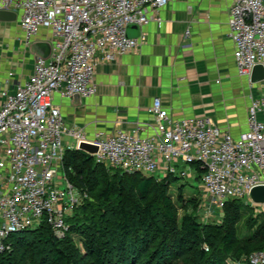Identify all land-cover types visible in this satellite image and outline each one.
<instances>
[{
	"label": "built area",
	"instance_id": "built-area-1",
	"mask_svg": "<svg viewBox=\"0 0 264 264\" xmlns=\"http://www.w3.org/2000/svg\"><path fill=\"white\" fill-rule=\"evenodd\" d=\"M167 3L0 0V9L19 14L26 43L40 27L51 31L48 57L35 56L25 80L13 91L0 90V251L9 248L10 233L41 220L56 237L67 233L66 217L79 204L81 192L69 182L62 159L67 149L82 150L81 143L95 146L92 152L82 151L97 163L161 177L197 174L213 203L241 198L264 209V203L249 197L252 187L264 186V85L250 97L246 128L236 135L206 116L173 118L156 96L147 110L155 120L152 134H143V126L137 124L88 138L67 125L52 103L56 91L64 97L92 94L97 54L100 60L111 61L135 49L142 37L127 36V26L160 23L158 11ZM227 27L236 71L249 78L254 65L264 68V0H231ZM64 136L71 141L64 143ZM248 263L264 264V249L251 252Z\"/></svg>",
	"mask_w": 264,
	"mask_h": 264
},
{
	"label": "crops",
	"instance_id": "crops-1",
	"mask_svg": "<svg viewBox=\"0 0 264 264\" xmlns=\"http://www.w3.org/2000/svg\"><path fill=\"white\" fill-rule=\"evenodd\" d=\"M230 3L168 0L158 11L160 23L151 20L138 28L142 39L135 49L111 61L97 54L92 94L64 97L56 91L52 103L67 125L88 138L137 124L143 134H152L155 120L147 110L156 96L173 118L206 116L238 134L246 128L250 97L260 93L264 81L250 82L236 71L227 35ZM50 40V29L40 27L26 43L18 13L14 20H0V90L13 91L25 80L36 56L32 44Z\"/></svg>",
	"mask_w": 264,
	"mask_h": 264
},
{
	"label": "trees",
	"instance_id": "trees-1",
	"mask_svg": "<svg viewBox=\"0 0 264 264\" xmlns=\"http://www.w3.org/2000/svg\"><path fill=\"white\" fill-rule=\"evenodd\" d=\"M91 163L96 166L99 164L90 154L80 149L65 150L62 159L67 178L69 174H75L80 179L84 177L96 180L100 172L96 171V166H91ZM194 166L197 168V163ZM129 173L142 174L137 171ZM168 177L172 181L181 180L176 175L163 176L159 179L147 175L140 176L133 186L124 182L122 178L115 186L110 180L106 181L100 195L106 202H110L111 196H114L113 207L92 213L93 208L86 202L84 206L88 208L89 213L81 221H74L76 228L83 231L80 239L82 250L74 245L72 251L71 247H68L69 243L67 244V233L61 238L56 237L50 226L41 220L34 227L8 235L9 248L0 251V264H137L140 257L142 261H147V264L151 262L176 264L178 259L185 256L188 249L198 244L202 246L198 249L195 262L191 264H226L216 252L213 235H210L207 227H202L198 223L193 210L184 213L176 222L170 198L165 193ZM153 184L160 190L163 216L170 220L171 229H164L157 223L158 203L152 198L147 199ZM241 201V198L226 200L236 211ZM108 210L113 214L110 225H107ZM71 217V214L68 215L66 221L69 222ZM236 220L237 214L234 213L222 223L219 241L224 254H229L233 250ZM253 238L261 242L264 236L261 239L259 232H256ZM153 239H158V243L151 251L149 246ZM39 243L44 244V247H40ZM259 249H264V243L259 245L257 250Z\"/></svg>",
	"mask_w": 264,
	"mask_h": 264
},
{
	"label": "rangeland",
	"instance_id": "rangeland-1",
	"mask_svg": "<svg viewBox=\"0 0 264 264\" xmlns=\"http://www.w3.org/2000/svg\"><path fill=\"white\" fill-rule=\"evenodd\" d=\"M91 166H96V164L91 163ZM185 168L194 171L192 164H186ZM96 171L100 172V175L96 180L84 177L80 179L75 176V174H69L68 176L69 182L81 192L79 204L73 208L71 213L72 217L69 219V222H67L69 226L67 231V244L69 243L68 247H71L72 251H74V245L81 249L80 239L83 235V231L80 228H76L77 225H74V221H81L84 216L89 213L88 208L85 207L84 204L88 202L90 208H93L92 211L94 212L92 213H98L102 210L113 207L114 196H111L110 202H106V200L100 195L106 181L110 180L115 186L116 182L122 178L124 182L133 186L137 183L140 176L152 175L143 173L133 174L104 163L97 164ZM152 177L159 179L161 178V175L155 173ZM180 179L181 180L179 181H172L171 178H169L165 190V193L170 198L171 208L176 222H178L184 213H189L193 210L194 218L202 227H207L206 229L210 235H213L216 252L226 264H248V255L251 252L256 251L261 243H264V239H262V236H264V209L261 208L260 205L251 203L247 199H242L240 205L237 207V211L236 209H233L234 206L229 205L226 201L220 204H215L211 201L210 197L206 195L197 174L192 173L186 178ZM150 198L158 203L156 216L157 223L162 225L164 229H171L170 220H167L163 216L160 203V190L155 184H153L148 192L147 199ZM234 213L235 215L237 214V220L235 223L236 240L233 244V250L231 253L224 254L221 250L222 244L219 241L220 232L223 228L222 223L225 219L234 215ZM106 217L109 220L107 225H110V221L113 219V214L110 213L109 210L106 212ZM256 232H259V238L262 239L261 242H258L253 238V235ZM157 243L158 239H153L149 246V250L152 251ZM39 245L40 247H44V244L42 245V243H39ZM204 245L205 244H203V246ZM200 246H202V244L192 246L186 251V254L182 259L177 260L176 264H191L195 262L196 254ZM67 249H64V251H67ZM77 255L75 256L78 257ZM141 259L142 257L139 258L137 264L141 263ZM147 263L148 262L144 260L141 264Z\"/></svg>",
	"mask_w": 264,
	"mask_h": 264
},
{
	"label": "water",
	"instance_id": "water-1",
	"mask_svg": "<svg viewBox=\"0 0 264 264\" xmlns=\"http://www.w3.org/2000/svg\"><path fill=\"white\" fill-rule=\"evenodd\" d=\"M16 17V13L11 10L0 9V20H14ZM127 36H138L139 29L138 26L134 24H129L126 28ZM34 53L36 56L41 58L48 57L51 46L50 43L46 41H36L32 44ZM264 80V68L260 64H256L253 66L251 73L249 75L250 82H259ZM75 96H79L78 94H74ZM80 148L87 152H92L95 149L94 145L88 143H81ZM249 197L252 201L257 203H264V186L257 185L250 189Z\"/></svg>",
	"mask_w": 264,
	"mask_h": 264
}]
</instances>
